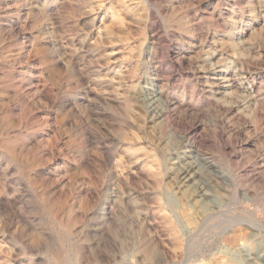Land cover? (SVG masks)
I'll return each instance as SVG.
<instances>
[{
    "label": "rangeland",
    "instance_id": "1",
    "mask_svg": "<svg viewBox=\"0 0 264 264\" xmlns=\"http://www.w3.org/2000/svg\"><path fill=\"white\" fill-rule=\"evenodd\" d=\"M0 264H264V0H0Z\"/></svg>",
    "mask_w": 264,
    "mask_h": 264
},
{
    "label": "bare ground",
    "instance_id": "2",
    "mask_svg": "<svg viewBox=\"0 0 264 264\" xmlns=\"http://www.w3.org/2000/svg\"><path fill=\"white\" fill-rule=\"evenodd\" d=\"M231 78H232V77H231ZM231 78H230V79H231ZM228 79H229V78H228ZM228 81H229V80H228ZM230 81H231V80H230ZM212 84H213V83H212ZM217 84H218V83H217ZM232 84H233V83H232ZM219 85H220V84H219ZM215 86H216V85H215ZM172 101H173V100H172ZM171 104H172V103H171ZM200 141H201V140H200ZM200 141H199V142H200ZM200 144H201V143H199V145H200ZM208 163H209V162H208ZM207 166H208V165H207ZM210 166H211V165H210ZM209 169H210V168H209ZM211 169H212V168H211ZM184 171H185V170H184ZM189 171H190V170H189ZM194 172H195V171H194ZM196 172H197V171H196ZM178 173H179V172H178ZM184 173H185V172H184ZM186 173H187V172H186ZM186 173H185V174H186ZM183 175H184V174H183ZM191 176H192V175H191ZM193 176H194V175H193ZM189 177H190V175H189ZM179 178H180V177H179ZM184 180H185V179H184ZM182 182H183V181H182ZM219 213H220V212H219ZM219 213H218V214H219ZM222 213H223V212H222ZM204 214H205V213H204ZM213 214H214V213H213ZM213 214H212V215H213ZM207 217H208V216H207ZM211 217H212V216H211ZM240 218H241V219H240ZM250 218L253 219V214L250 215ZM250 218H246L245 216H239V217H235L234 220H237V219L245 220V219H250ZM210 219H211V218H210ZM228 220H229V219H228ZM234 220H232V221H234ZM211 221H214V219L211 220ZM230 222H231V221H230ZM226 229H227V228H225V229L223 230V232H225ZM223 237H224V236H223ZM231 238H232V237H231ZM232 239H233V238H232ZM228 240H229V238H228ZM230 240H231V239H230ZM230 240H229V241H230Z\"/></svg>",
    "mask_w": 264,
    "mask_h": 264
}]
</instances>
